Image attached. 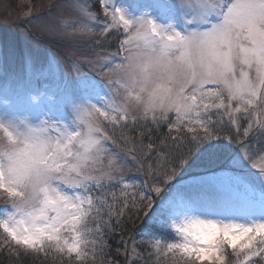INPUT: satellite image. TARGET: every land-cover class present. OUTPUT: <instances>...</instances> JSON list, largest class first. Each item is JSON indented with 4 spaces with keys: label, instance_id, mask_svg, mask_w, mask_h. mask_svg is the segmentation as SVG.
Instances as JSON below:
<instances>
[{
    "label": "snow or ice",
    "instance_id": "snow-or-ice-1",
    "mask_svg": "<svg viewBox=\"0 0 264 264\" xmlns=\"http://www.w3.org/2000/svg\"><path fill=\"white\" fill-rule=\"evenodd\" d=\"M99 3L103 20L80 0L72 5L79 19L61 20L69 35H96L93 25L101 24L98 45L124 35L117 51L86 61L93 65L87 73L100 79L82 82L85 99L69 102L73 126L28 116L0 120V199L10 209L0 219V243L17 258L23 252L58 264L95 260L111 218L118 225L125 213L133 224L143 219L153 207L149 194L159 195L214 140L236 144L264 176V163L257 165L264 147L253 151L249 142L254 132L264 142V0H180L191 13L186 24L194 25L186 33L147 13L110 8L111 0ZM97 83L107 90L99 104L86 98ZM161 126L168 131L157 144L153 133ZM130 166L148 177L143 185L124 175ZM172 227L179 238L148 240L151 254H178L183 264H264V220L189 217ZM130 255H138L135 244Z\"/></svg>",
    "mask_w": 264,
    "mask_h": 264
},
{
    "label": "rangeland",
    "instance_id": "rangeland-1",
    "mask_svg": "<svg viewBox=\"0 0 264 264\" xmlns=\"http://www.w3.org/2000/svg\"><path fill=\"white\" fill-rule=\"evenodd\" d=\"M80 2H87L91 10L98 14V18L104 19L99 0H80ZM74 3L76 0H0V120L7 121L14 116H28L33 123L40 119L51 118L63 120L70 127L73 126L69 102L79 103L85 99V90L80 86L82 82L92 84L93 81L98 82L100 79L94 73H87L93 65L86 61H95L107 52L117 51L120 40L124 39L122 32L113 33L101 44H96L101 24L93 25L96 35L67 34L61 20L79 19L78 12L72 7ZM109 7L124 10L132 17L147 13L158 24L165 27L171 24L182 33L194 27L186 24V19L191 18V13L186 7L181 8L180 0H111ZM115 59L119 62V57ZM29 61L32 63L31 71L28 70ZM75 67H79L86 74L77 77ZM106 93L103 84L97 83L87 92L86 98L92 103L99 104ZM33 97L36 99L33 100ZM5 101L8 102L7 105ZM161 131L167 133V126H161L159 132L155 133L160 134ZM132 135L136 136V133L133 132ZM256 136L257 133L254 132L249 138L253 151H259L264 147V142L259 143L254 139ZM217 150L220 154L216 152ZM155 158L153 153L152 162H155ZM201 159H204L206 164L211 163L208 167L217 166V170L206 173L205 176L219 184L220 190L219 192L213 190L215 191L213 197H223V200L216 204L204 200L205 198L201 196L194 198L185 207L176 211L181 215L171 221V215L167 210L160 213L158 206L164 200L166 208L174 198H177L174 190L179 184L171 186L166 191H164L165 183L162 184L159 195L149 194L153 200V207L146 218L148 225L164 228L165 237L143 228L131 235L117 233L118 239L116 243L114 242L116 245L114 248L122 260L126 262L131 259L132 264H145L146 258L159 256L151 254L152 249L147 243L148 240L178 239L172 225L189 217L229 222L230 215L233 214L232 216L245 219L247 223L264 220V176L252 167L236 144L223 139L211 141L189 159V164H185L183 175L190 171V163L203 164L199 163ZM261 163L264 161L257 160V165ZM130 167L131 171L126 168L124 175L130 177L131 183L137 186L143 185L148 177L135 166ZM203 169L205 170L206 167ZM196 170L201 171L197 168ZM195 181L197 182L198 179ZM186 182L190 181H182V185H186ZM135 190L138 191L139 188ZM112 191H115L119 198L120 186L112 187ZM127 191L131 193L134 189L129 188ZM2 195L0 193V196ZM179 197L185 198V193L181 192ZM9 210L4 206L3 199H0V219L6 218ZM105 218L108 217L104 216ZM111 220L117 223L116 216ZM2 240L3 233L0 232V242ZM133 244L138 253L135 256L130 255ZM96 247L98 249L100 245L97 244ZM106 248H108L107 244ZM126 248L129 251L126 252ZM13 251L14 248L5 247L0 243V252L13 255ZM178 261L183 264L180 258L176 260ZM176 262L173 264H177ZM106 264L120 263L111 258Z\"/></svg>",
    "mask_w": 264,
    "mask_h": 264
},
{
    "label": "trees",
    "instance_id": "trees-1",
    "mask_svg": "<svg viewBox=\"0 0 264 264\" xmlns=\"http://www.w3.org/2000/svg\"><path fill=\"white\" fill-rule=\"evenodd\" d=\"M161 132L162 133H160V134L159 133H153V141L157 144H159V137L163 136L166 133L165 131H161ZM216 152L220 154V152L218 150ZM212 157H210V158H212ZM229 157H231V156H229ZM219 158H220V156H219ZM229 160L230 159L228 158V162H229ZM199 163H203V164L195 165L194 163H190V166H189L190 171L188 172V174H185V175H183L185 168H186L184 165L181 168V170H179L177 172V174L172 178V180L165 183L166 189H164V191H166L171 186H173L179 182L185 181V180L193 178V177H198L200 175H203V174L217 170V168H216L217 166L208 167V165H210L211 163L206 164L204 159L199 160ZM153 164H155V162H153ZM186 164L188 165L189 162ZM204 167H206L205 170L203 169ZM196 168L201 170V171L197 172ZM202 169L204 170V172L202 171ZM219 170L221 171L222 168H220ZM178 173H181V175L179 176ZM107 219L108 218H105V220H107ZM133 219H135V218L133 217ZM120 220H121V223L119 225L116 223L115 220H111L112 228H111V230H106V232L104 234L103 239L106 242V244L108 245V248H106V246H105L103 248V251L100 252L99 251L100 247H99L97 249V255H96L95 260H92L91 258H89L86 262H75V264H106L107 260H109L111 258L120 264H126V262L124 260H122V258H120L115 252V250H116V248H114V247H116L115 241H117V239H118L117 233L122 234V235H131L132 233L136 232L141 227H144L147 230H149L151 233L155 232L162 237H165V235H166L165 229L148 225L146 216H144L143 219L135 220V224H133L132 220L128 219L127 213H125V215ZM176 256L172 257L171 254H169V256L159 255L156 257H154V256L148 257L145 259V262H146L145 264H157V262H158V264H173V262H176V260L178 258H180L179 255L177 257ZM34 257H35V254H32V253L25 255L22 252L20 258H17V256H15V255H10L9 253L7 254V253L0 252V264H42V262H44V264H58V261L53 260L51 258H48L47 260H45V258L43 256H40L38 258H34ZM176 263L182 264L181 261H178Z\"/></svg>",
    "mask_w": 264,
    "mask_h": 264
},
{
    "label": "bare ground",
    "instance_id": "bare-ground-1",
    "mask_svg": "<svg viewBox=\"0 0 264 264\" xmlns=\"http://www.w3.org/2000/svg\"><path fill=\"white\" fill-rule=\"evenodd\" d=\"M177 188L174 190L175 194H177L178 198H174V201L171 202V204L167 205L165 208L164 206V200L159 204L158 209L159 212H163L165 209L167 210L168 214L171 215V221L178 218L181 213H177L176 211L182 209L183 207L186 206V204L193 200L194 198H197L199 196L205 198L204 200L209 201L210 203H220L223 200L222 198L219 197H213V194L215 191L210 190L209 187H197L189 192L186 191V188L183 186H176ZM180 192H187L184 197H179ZM227 203V202H226ZM158 214V212H157ZM233 214L230 215L231 221L239 222V223H247L245 219H240L239 217L232 216Z\"/></svg>",
    "mask_w": 264,
    "mask_h": 264
},
{
    "label": "clouds",
    "instance_id": "clouds-1",
    "mask_svg": "<svg viewBox=\"0 0 264 264\" xmlns=\"http://www.w3.org/2000/svg\"><path fill=\"white\" fill-rule=\"evenodd\" d=\"M178 31V30H177Z\"/></svg>",
    "mask_w": 264,
    "mask_h": 264
}]
</instances>
